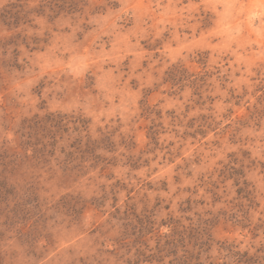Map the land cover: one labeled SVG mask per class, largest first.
I'll return each mask as SVG.
<instances>
[{"label":"rangeland","instance_id":"1","mask_svg":"<svg viewBox=\"0 0 264 264\" xmlns=\"http://www.w3.org/2000/svg\"><path fill=\"white\" fill-rule=\"evenodd\" d=\"M0 264H264V0H0Z\"/></svg>","mask_w":264,"mask_h":264},{"label":"trees","instance_id":"2","mask_svg":"<svg viewBox=\"0 0 264 264\" xmlns=\"http://www.w3.org/2000/svg\"><path fill=\"white\" fill-rule=\"evenodd\" d=\"M45 122L49 125L48 134L53 140L52 142H57L56 138L61 134L59 133L60 130L68 132L67 129H70V125L73 126L74 132L78 134L77 138L75 139V145L72 146L75 151H69L68 153H66V156L69 158L67 164H70L78 158V156L76 155L77 153H79V156L81 155V159L86 160L85 158L88 157L91 158V160L96 164L102 161L101 155L97 154L100 140L93 139L90 135L91 123L86 117H84L83 115L74 116L69 114L51 113L47 115ZM51 145L54 146V143H52Z\"/></svg>","mask_w":264,"mask_h":264}]
</instances>
